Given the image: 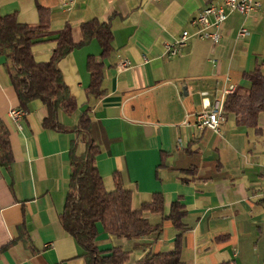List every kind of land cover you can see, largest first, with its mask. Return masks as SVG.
<instances>
[{
    "label": "crops",
    "instance_id": "obj_1",
    "mask_svg": "<svg viewBox=\"0 0 264 264\" xmlns=\"http://www.w3.org/2000/svg\"><path fill=\"white\" fill-rule=\"evenodd\" d=\"M222 0H0V15L22 23L39 22L47 10L51 36L31 46L36 61H47L55 35L69 25L74 42L80 24L108 23L112 49L101 60L95 39L58 62L76 110L57 120L75 126L83 112L99 148L97 171L106 190L116 175L131 191V207L163 197V215L179 201L185 209L180 264H264V111L254 126L224 114L217 130L198 128L195 114L226 90L245 92L248 74H264V0L246 14L230 12L216 44L199 38L191 19L207 4ZM248 35L238 36L240 28ZM188 31L176 54L167 47ZM89 55L101 60L104 94L86 92ZM0 56V120L8 130L12 161L0 166V264H86L84 250L60 224L69 182L73 132L44 128L46 107L32 100L17 122L9 110L21 108ZM121 60L129 65L118 69ZM84 149L77 143V151ZM161 231L142 237H115L97 226L96 247L129 252L135 264L149 252L169 251L178 231L159 213H145Z\"/></svg>",
    "mask_w": 264,
    "mask_h": 264
},
{
    "label": "trees",
    "instance_id": "obj_2",
    "mask_svg": "<svg viewBox=\"0 0 264 264\" xmlns=\"http://www.w3.org/2000/svg\"><path fill=\"white\" fill-rule=\"evenodd\" d=\"M39 22L35 25L19 22L15 15H0V56H4L3 67L16 94L19 106L26 109L32 100H40L46 107L42 126L61 132H73L69 148V182L65 203L60 213V224L84 250L86 264H125L129 252L114 247L107 252L95 245L97 226L115 237L137 238L151 231L160 232L161 223L152 225L145 213H159L168 219L178 231L173 249L149 252L135 264H180L181 237L185 229L184 206L177 200L171 203L167 216L163 215V197L153 193L150 202L140 208L131 207V191L123 188L116 175L114 189L104 188L96 167L99 148L90 137V118L87 112L80 115L73 127L63 126L57 120L59 111L73 113L77 108L75 98L70 94L58 62L75 48L95 39L100 46L102 60L112 49V34L108 23L90 19L80 24L81 39L74 42L69 25H65L54 39L55 45L47 61H36L31 46L35 40L51 36L47 10L37 7ZM94 56L86 59L89 84L86 92L94 97L104 94L101 88L103 64ZM250 88L245 92L233 91L223 100L224 114H231L241 125L254 126L256 116L264 111V74L258 69L248 74ZM84 149L77 151V143ZM12 154L8 130L0 120V166L8 168ZM221 264H235L233 261Z\"/></svg>",
    "mask_w": 264,
    "mask_h": 264
},
{
    "label": "built area",
    "instance_id": "obj_3",
    "mask_svg": "<svg viewBox=\"0 0 264 264\" xmlns=\"http://www.w3.org/2000/svg\"><path fill=\"white\" fill-rule=\"evenodd\" d=\"M258 7L257 0H222L220 4L210 3L203 7L192 19L191 23L197 26V35L202 39H209L216 44L220 38V27L230 12H238L246 14ZM248 35L246 28L242 27L238 31V36L243 38ZM189 33L183 30L179 39L174 45L167 47L169 54L173 55L179 52V48L186 43ZM129 65L128 60H121L118 63V69L123 70ZM233 88L226 90L231 93ZM223 100H216L207 109L195 114V122L198 128H209L217 130L219 122L223 118L222 110ZM9 115L15 122L19 121L25 111L21 108H13L9 110Z\"/></svg>",
    "mask_w": 264,
    "mask_h": 264
}]
</instances>
